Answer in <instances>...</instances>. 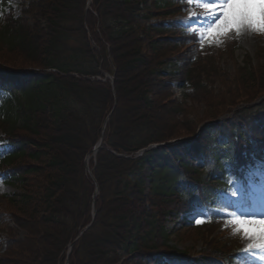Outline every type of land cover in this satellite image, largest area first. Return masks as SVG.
I'll list each match as a JSON object with an SVG mask.
<instances>
[{
    "label": "trees",
    "instance_id": "obj_1",
    "mask_svg": "<svg viewBox=\"0 0 264 264\" xmlns=\"http://www.w3.org/2000/svg\"><path fill=\"white\" fill-rule=\"evenodd\" d=\"M87 2L30 0L24 12L33 10V25L24 17H7L0 25V37L8 47L18 49L34 64L27 67L39 68L10 71L18 88L0 104V129L10 141V150L0 153V170L6 180L18 182L20 190L5 197L19 208L10 212L16 227L0 228L4 234L0 264H64L69 244L92 219L95 185L87 174L85 157L95 146L115 99L105 147L93 171L100 192L97 214L92 226L75 241L69 264H151L164 256L192 258V264H220L216 259L247 264L232 241L218 246L207 241L201 253L187 256L172 243L167 221L178 222L182 212L205 206L210 227L230 223L224 211L231 209L225 194H236L231 179L239 167L253 161L252 156L264 160V101L248 106L264 95V62L254 66L247 56L231 78L215 64L213 70L209 66L210 40L176 21L160 20V27L154 26L170 31L172 37L144 43V29L150 28L141 23L149 19L150 13L143 12L149 0H92L89 8ZM189 6L187 0H153L156 14L164 17ZM139 28L145 34H139ZM74 33L77 42L72 40ZM157 42H167L169 48L160 51ZM237 42L235 32L223 37L226 47ZM191 43L182 54L169 52ZM87 56L88 66L84 63ZM102 68L114 73L115 94L108 81L86 79L100 75ZM215 75L222 77L223 84L226 78L231 82L220 88L213 81ZM178 76L191 88L185 94L189 100H207L223 90L231 93L228 102L218 107L211 104L210 117L200 122L233 112L241 101L247 106L235 110L230 119L206 127L195 141L139 158L113 154H131L151 142L170 139H160L169 136V126L158 115L163 103L156 102L151 89L160 87L171 95V81ZM248 87L251 93L250 89L244 92ZM166 102L169 109L177 104L174 119L182 111L181 103ZM220 136L228 142H219ZM252 143L255 150L243 151L244 145ZM228 166L235 172L231 174ZM145 168L150 171L147 189ZM37 170V185L25 188V177ZM19 229L27 231V236L19 237Z\"/></svg>",
    "mask_w": 264,
    "mask_h": 264
},
{
    "label": "rangeland",
    "instance_id": "obj_2",
    "mask_svg": "<svg viewBox=\"0 0 264 264\" xmlns=\"http://www.w3.org/2000/svg\"><path fill=\"white\" fill-rule=\"evenodd\" d=\"M26 3V0H8L7 7V12H9V8L12 9L15 16L22 14L21 8L23 7L21 2ZM253 3L256 5H259L261 3H264V0H253ZM87 4V8H89L91 5ZM149 6L143 8V12L145 13H150L149 19L146 21H143L141 24L144 25V27L148 26L150 28L149 30H146V41L144 43H148L149 40L155 42L157 38H164L168 39L169 37L173 36V33L170 31H158L154 26H157L159 28L160 26L158 25V22L161 21H169L170 19L178 21L180 24L184 26H191V30L194 31V29H198L200 32H203V28H198L197 25L199 21L194 20L192 23H186L187 18L189 17V14L191 12H197L200 15H205L202 10H200L198 7L195 8H190L188 11L183 12V11H177L171 15H167L164 17L161 14H156L157 10H155V7H153V0H149ZM2 0H0V19L3 14V10L5 8H2ZM177 6V5H176ZM31 10L29 13L24 12L22 15H24V19L26 18L27 21H25L27 24L33 25L35 23V16L32 14ZM257 13L259 12V8L257 7L256 9ZM33 17V18H32ZM1 23V22H0ZM44 22L42 21V24ZM151 24V27L148 25ZM144 30L139 28L138 33H144ZM234 32V31H233ZM238 34V33H237ZM76 34H73V42H77L78 40L75 39L74 37ZM71 40V41H72ZM70 41V42H71ZM93 47H96V43L93 40L92 41ZM143 43V44H144ZM160 44V42H157V47L160 51H166L169 48V45L166 44ZM211 44L213 45L211 51L213 52V55L209 58V66L211 69H214L215 64L218 67V70L225 71L227 72V76L229 77H235L238 74V69H240L244 63L245 59L247 56L252 57V64L254 66H258L260 62H264V54L261 52V48L264 47V33H261L259 31H252V30H242L238 34V42L235 44H231L229 46H225V44L222 41V37H216L212 39ZM9 45L5 40L0 37V63L1 64H7L9 66H17V67H26V66H34V64L30 61H28L26 58L23 57L22 52L17 50H12L8 47ZM77 46V45H76ZM146 46V45H143ZM192 46V43L189 45L182 46L180 49L176 47V49H170V54H182L187 48ZM77 48L74 47V51ZM23 51V50H22ZM63 50L62 52H64ZM153 51V50H151ZM67 53V52H66ZM74 53V52H73ZM72 53V54H73ZM70 53L68 52V55ZM9 56L11 59H6L5 57ZM5 58V59H2ZM71 58V55L68 57ZM26 60V61H25ZM83 60V59H82ZM2 61V62H1ZM180 62V61H179ZM84 63L87 64L86 66L89 65L90 61L88 60V56L84 58ZM104 72H107L104 68L101 69ZM96 71V70H95ZM141 71V70H140ZM138 71V72H140ZM108 73V72H107ZM103 74V75H102ZM142 75H145V73H141ZM107 75V74H106ZM140 75V73H136L135 76ZM78 76V75H77ZM216 76V86L219 85L220 88H222L221 84H223L220 80L222 77H217ZM98 77H102V79H105L104 73H100V75H90L86 79H89L91 81L97 80ZM179 79H175L171 81L172 84V89H171V95L168 93V90H165L160 87H154L151 89L152 96L155 98L156 102L159 104L160 102L163 103V106L160 108V112H158V115L160 117H163V121L166 119V123H168L167 126H169V136H165L164 138L160 139H165V138H173V137H179V136H187L193 134L194 130L196 129V126L200 123L201 120H204L211 115L213 107H218L219 105H222L224 102H228L229 99L231 98V93L230 92H221L220 94H215V95H209L207 100L201 99L197 100V98H194L192 100H189L186 98L185 94L188 92L191 88L189 86L184 85V87H179L177 85L179 81H181V76H178ZM212 80V78L210 77ZM228 82L231 81H226L225 83L228 84ZM233 82V81H232ZM224 83V84H225ZM223 84V85H224ZM230 84V83H229ZM177 88V89H176ZM210 88V87H209ZM219 88V89H220ZM251 88V87H250ZM249 87L246 88L244 92L247 91V89H250ZM179 90L181 94H179ZM253 91L250 89L248 90L249 93ZM243 92V93H244ZM150 93V94H151ZM256 93V92H255ZM264 93V92H261ZM258 93V94H261ZM254 94V93H253ZM256 95V94H255ZM254 95V96H255ZM252 96V98L254 97ZM161 98H166L165 100H161ZM170 100V102L176 103H181L182 106V111L176 113L177 116L173 119V108H177L176 105H173L174 107L169 109V105L166 102L167 100ZM251 99V98H249ZM210 100V104H208V101ZM242 102V101H241ZM239 103L238 106L240 105H245L246 103L242 102ZM165 103V104H164ZM172 103V104H173ZM213 104V107L211 106ZM229 109H232V107L228 106ZM222 110V109H220ZM234 110V109H233ZM227 112L226 114H228ZM175 114V115H176ZM230 119V118H229ZM2 135L1 130H0V136ZM23 168H21L22 171ZM252 169V168H250ZM3 171V170H2ZM145 178H146V186L145 188L147 189L148 181H149V176H150V171L148 168H145L143 172ZM256 174L258 176L259 183L255 184L253 179H252V173L247 172L245 174V177H247L248 183L252 186V189L257 190L259 195L256 194L257 197L254 195V191L250 189L249 195L252 200V203L248 205L247 207H242V203L237 204L234 216H239V215H245V216H253L256 218H264V172L260 170H256ZM39 175V171H35V173H32L26 176L23 182L25 188H30V187H35L37 185L39 178L37 176ZM41 181L42 177H41ZM0 228L5 227L6 224H9V226H14L16 227L15 223L11 220L10 212L13 210L15 212L18 211L19 205L17 206L16 204H12L9 202L8 199H6V195H11L13 193L19 192L20 190L17 188V185L19 184H14L13 181H8L6 180V177H4L3 173H0ZM242 181L239 182L241 184ZM19 186V185H18ZM44 185L43 187H45ZM43 187L38 190L39 194L43 192ZM46 188V187H45ZM37 189L35 188L34 191ZM100 193V192H99ZM93 205V204H92ZM18 207V208H17ZM96 208V205H95ZM92 212H93V206H92ZM198 217H206V210L204 208L200 209V211L196 212L193 215H188L187 218L190 220H195ZM167 226L170 232V239L172 240V243L177 246V248L185 250L187 252V256L193 257L196 256V254L201 253V251L204 250V245L205 242H212L213 245H219L223 244L226 242L232 241L234 245L238 247L240 250H244L247 248V245L251 243L247 238L243 237L242 233L236 232L234 227L231 225V223H216L213 226L206 225L204 222L197 224H190L186 225L183 224L182 222H172V221H167ZM18 228V226H17ZM0 250L4 248V243H3V237L4 234L3 232L0 233ZM19 237L24 238L23 236H27V231L24 229H19L18 231ZM258 252V257H255L254 259L259 262V264H264V251L262 250H256ZM153 264H189L187 261V258H180V257H169L166 256V258L157 263Z\"/></svg>",
    "mask_w": 264,
    "mask_h": 264
},
{
    "label": "snow or ice",
    "instance_id": "obj_3",
    "mask_svg": "<svg viewBox=\"0 0 264 264\" xmlns=\"http://www.w3.org/2000/svg\"><path fill=\"white\" fill-rule=\"evenodd\" d=\"M187 2L198 7L205 15L191 12L186 23L199 21L197 27L203 28L200 35L209 40L226 36L233 31L239 34L245 29L264 33V3L256 5L253 0H187ZM228 215L235 231L242 233L243 237L251 241L245 251H264V218L232 216L231 213ZM204 219L205 217H198L196 223H203Z\"/></svg>",
    "mask_w": 264,
    "mask_h": 264
},
{
    "label": "bare ground",
    "instance_id": "obj_4",
    "mask_svg": "<svg viewBox=\"0 0 264 264\" xmlns=\"http://www.w3.org/2000/svg\"><path fill=\"white\" fill-rule=\"evenodd\" d=\"M197 129V128H196ZM174 138H176V137H174ZM96 214L97 213H91V217H92V219L90 220V222L88 223V224H86L80 231H79V233H78V235L76 236V238H75V240L74 241H76L77 239H79L91 226H92V224H93V222H94V220H95V217H96ZM170 257V256H169ZM166 258V256H164L163 257V259L161 260V261H163L164 259ZM189 261H192L190 258H187ZM161 261H159V262H161ZM158 261H156V262H152L151 264H153V263H157Z\"/></svg>",
    "mask_w": 264,
    "mask_h": 264
},
{
    "label": "water",
    "instance_id": "obj_5",
    "mask_svg": "<svg viewBox=\"0 0 264 264\" xmlns=\"http://www.w3.org/2000/svg\"><path fill=\"white\" fill-rule=\"evenodd\" d=\"M97 149H99V148L97 147ZM72 245H73V244L70 245V248L72 247Z\"/></svg>",
    "mask_w": 264,
    "mask_h": 264
},
{
    "label": "clouds",
    "instance_id": "obj_6",
    "mask_svg": "<svg viewBox=\"0 0 264 264\" xmlns=\"http://www.w3.org/2000/svg\"><path fill=\"white\" fill-rule=\"evenodd\" d=\"M0 190H2V188H0Z\"/></svg>",
    "mask_w": 264,
    "mask_h": 264
}]
</instances>
